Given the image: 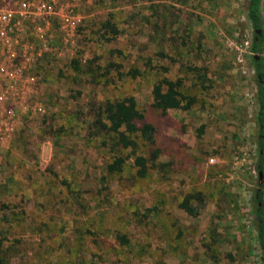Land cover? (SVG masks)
I'll return each mask as SVG.
<instances>
[{
    "label": "rangeland",
    "instance_id": "1",
    "mask_svg": "<svg viewBox=\"0 0 264 264\" xmlns=\"http://www.w3.org/2000/svg\"><path fill=\"white\" fill-rule=\"evenodd\" d=\"M50 1L58 8L50 49L7 88L13 116H1L5 264H264L251 205L258 104L247 0ZM261 13L264 30V0ZM67 16L76 22L65 31ZM106 20L115 37L103 31ZM164 75L196 97L189 109L153 106ZM127 95L161 150L145 177L133 156L107 171L115 151H128L111 149L101 106ZM187 192L198 194L196 215L180 207Z\"/></svg>",
    "mask_w": 264,
    "mask_h": 264
},
{
    "label": "trees",
    "instance_id": "2",
    "mask_svg": "<svg viewBox=\"0 0 264 264\" xmlns=\"http://www.w3.org/2000/svg\"><path fill=\"white\" fill-rule=\"evenodd\" d=\"M261 3L262 0H247L246 15L253 31L250 42V60L255 72L254 78L257 86V157L255 169L258 173L262 171L264 176V56L261 54L263 50L264 30ZM101 27L109 35V38L115 37L119 33L116 24L110 20L103 22ZM257 29H261V34L258 35ZM255 37H257V40H255ZM255 54H259V58H256ZM156 55L161 58L170 57L162 51H159ZM160 68L163 73L168 71L167 66H161ZM197 69L200 70V68ZM128 73L131 76H135L139 73V70L136 68L130 69ZM199 75L203 81L205 75L202 73ZM181 84V79H172L165 75L153 83L151 89L153 106L161 113H166L170 108L189 109L195 103L196 97L184 94L180 88ZM101 114L102 117L98 120V124L114 140V146L111 149L128 151L127 155L115 151L112 160L107 164V171L109 173L122 171L127 156H133L137 175L145 177L148 174L150 164L157 165L161 150L157 144L156 128L151 122L145 120L144 112L138 107L136 98L133 95H127L105 99L101 106ZM144 148H149L150 150L144 152ZM64 183L69 187L68 183ZM197 197L198 194L185 193L181 198L180 207L188 214L196 215L198 210L194 206L193 200L197 199ZM251 205L253 222L257 228V241L261 248L260 257L264 263V191L261 185L259 189L257 187L254 190L251 197ZM118 239L122 244L128 242L126 235H120ZM3 249L2 240H0V264L6 263Z\"/></svg>",
    "mask_w": 264,
    "mask_h": 264
},
{
    "label": "built area",
    "instance_id": "3",
    "mask_svg": "<svg viewBox=\"0 0 264 264\" xmlns=\"http://www.w3.org/2000/svg\"><path fill=\"white\" fill-rule=\"evenodd\" d=\"M57 9L50 0H0V139L6 124L1 116H13V107L4 105L7 88L15 89L17 80L23 76L22 69L32 65L42 51L50 49L46 30L57 16ZM62 20L61 27L65 31L67 27L73 28L76 22L68 16ZM28 33L38 39L39 48L34 43L30 45ZM28 79L33 81L34 76Z\"/></svg>",
    "mask_w": 264,
    "mask_h": 264
},
{
    "label": "water",
    "instance_id": "4",
    "mask_svg": "<svg viewBox=\"0 0 264 264\" xmlns=\"http://www.w3.org/2000/svg\"><path fill=\"white\" fill-rule=\"evenodd\" d=\"M256 32L260 33L261 29H257ZM255 57L259 58V54H255ZM262 178H263L262 171H259V173H258V189L260 188V185H261V182H262Z\"/></svg>",
    "mask_w": 264,
    "mask_h": 264
},
{
    "label": "flooded vegetation",
    "instance_id": "5",
    "mask_svg": "<svg viewBox=\"0 0 264 264\" xmlns=\"http://www.w3.org/2000/svg\"><path fill=\"white\" fill-rule=\"evenodd\" d=\"M261 34V33H258V35ZM255 40H257V37H255Z\"/></svg>",
    "mask_w": 264,
    "mask_h": 264
}]
</instances>
